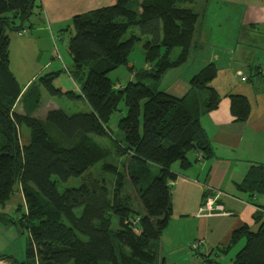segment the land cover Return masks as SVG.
<instances>
[{"label": "trees", "instance_id": "obj_1", "mask_svg": "<svg viewBox=\"0 0 264 264\" xmlns=\"http://www.w3.org/2000/svg\"><path fill=\"white\" fill-rule=\"evenodd\" d=\"M194 1L116 0L113 6L74 16L67 51L76 75L87 69L79 92L75 93L57 85L60 71L38 77L23 91L10 71V40L5 29L23 35L33 28L29 18L37 17L40 7L37 0H0V206L20 193L23 206L16 210L24 209L18 220L28 233L26 261L18 262L9 256H1L0 261L157 264L158 242L172 215L170 183L176 179L172 165L179 163L182 170L188 169L193 164L188 157L192 152L199 153L196 161L214 156L200 123L202 114L216 109L220 102L216 90L208 86L218 73L214 64L205 66L189 81L190 93L206 90L209 94L198 110H193L190 94L176 97L157 90L161 77L183 64L191 48L198 16L185 4ZM132 27L138 34L122 40ZM141 37L148 38L142 48L149 68L136 75L150 79L151 87L140 81L114 85L108 73L127 66L128 55ZM173 49L180 50L176 60L169 58ZM33 86L52 97L83 100L89 111L67 116L60 109H52L42 119L35 117L31 110L40 97L36 89L31 104L23 108L24 113L16 112L17 103L27 101ZM229 98L232 116L236 121H246L248 100L241 95ZM121 102L126 111L117 124L122 133L119 141L107 124ZM23 126L29 131L26 144L21 142ZM94 137L111 138L114 147L131 158L133 167L128 182L139 203L138 210L126 202L128 195L123 194L122 188L115 186L112 191L103 179L94 178L91 186L84 182L77 189L58 191V181L83 177L108 155ZM102 171L114 175L115 167L106 163ZM235 187L250 197L264 196V165L252 166ZM207 193L199 209L210 194L214 196V206H222L220 191ZM80 206L85 211L92 209L94 217L83 213L76 218L74 209ZM262 213L258 210L252 216L254 223L262 222L257 231L244 225L232 232L229 244L221 249L227 254L244 241L231 264H264ZM194 242L197 241L190 245Z\"/></svg>", "mask_w": 264, "mask_h": 264}, {"label": "crops", "instance_id": "obj_2", "mask_svg": "<svg viewBox=\"0 0 264 264\" xmlns=\"http://www.w3.org/2000/svg\"><path fill=\"white\" fill-rule=\"evenodd\" d=\"M208 1V16L202 31L213 44L209 63L214 64L219 73L223 67L232 70V81L228 91L220 97L218 107L200 117L214 156L196 161L199 153L192 152L188 157L193 164L188 169L182 170L178 165V169L172 171L176 174V179L170 183L172 215L158 242V257L164 256L165 264H223L220 255L226 254L221 249L229 244L232 232L244 225L257 231L262 222L254 223L252 216L258 210L264 215V196L250 197L235 187L252 166L264 165V153H260L264 151V0H236V10L227 12L222 10L226 8L212 4L214 0ZM115 2L37 0L40 8L35 23L48 39L53 38L64 28H71L74 16L113 6ZM227 17L233 18L232 27L226 23ZM215 33L221 37L213 38ZM29 40L32 38L26 39V43ZM245 68L249 70L248 78L244 76ZM36 75L22 86L23 91ZM230 95H241L248 100L250 111L246 121H236L232 116ZM17 105L15 111L24 113L23 108L17 111ZM218 191L223 194L219 202L226 214L197 215L204 194ZM193 241L201 242L197 251L202 252L199 258L188 249ZM243 244L244 241L238 244V250ZM233 257L224 264H231Z\"/></svg>", "mask_w": 264, "mask_h": 264}, {"label": "rangeland", "instance_id": "obj_3", "mask_svg": "<svg viewBox=\"0 0 264 264\" xmlns=\"http://www.w3.org/2000/svg\"><path fill=\"white\" fill-rule=\"evenodd\" d=\"M209 2L210 1L208 0H195L190 5L185 4V7H189V9L195 12L198 16L194 26L191 48L188 51L185 62L176 68L168 70L161 77L160 81L157 82V90L159 91H163L174 96H181L182 94L187 96H189V94L192 95L189 97V102L192 104L193 110L202 108L205 100H207L209 96L208 91L206 90L192 93H190L188 90V85L191 78L205 66L211 64L209 61L212 53L211 50H213V44L211 43V40H206V34L204 31H202L203 23L205 21L204 19L206 16H208L206 9L209 6ZM212 4L226 8L222 10L227 12L229 10H236L235 5L237 3L236 0H214ZM28 23L35 25L32 29L25 30L24 34L20 36L15 31L9 30L8 28L5 29V34L10 40L9 67L10 71L15 75L19 85L21 87L24 86V84L30 80L33 74L37 75L32 81H30L29 84L44 74L60 71V77L57 81V85L63 86L67 90L78 93V89L81 86V80H84L86 77L87 69L85 68L81 73L76 75L77 70L68 54L67 42L70 35L73 34L72 28H70V30H67L68 28H64L63 31L54 34L53 38L50 37L48 39L47 36L38 29L34 16L29 18ZM226 23L232 27L233 18L227 17ZM25 24L27 25V23ZM131 34H138V31L135 27L130 28L127 33L124 34L122 40H127ZM212 36L215 39H219L221 37L220 34L216 33ZM30 37L32 40H29L30 42L26 43V39ZM147 39V37H141L140 41H136L134 43V46L128 55L127 66H121L108 73V78L114 83V85L125 86L129 82L134 83L136 81L143 82L148 86L152 84L150 79H142L139 78L140 76L136 75V73H139L142 69L149 68V64L145 63L144 52L142 48L144 41ZM222 46H227V44H222ZM179 52V49H173L169 56L170 60H176ZM215 52H217V50ZM242 56L244 57V55ZM234 63H237V60ZM223 68L220 73L218 72L216 79H214L208 85L209 87H213L216 90L219 97L228 91V85L230 81H232V70L229 71L226 69V67ZM69 72L74 79L69 76ZM244 72V76L248 78L249 70L245 68ZM252 78L254 79V76ZM236 81H239V79ZM26 89L27 88H25L24 91ZM36 89L40 92V97L37 106L31 110L32 115L35 117L42 119L44 118L46 112L52 109H60L67 116H72L77 113H86L89 111L87 104L83 100H69L64 96L52 97L44 89L40 87ZM36 89L35 86L30 88V96L26 98L27 101L21 100L22 102L20 101L18 103L17 111L22 110V108H26L31 104V101L34 99ZM125 111L126 108L124 103L121 102L118 105L117 111L111 115L107 124L113 137L119 141L122 140V133L118 130L117 124L120 118L125 115ZM28 135V129L24 126L21 127V142L23 144L27 143ZM94 142L107 151L108 155H105L103 158L99 159V161L96 162V164H94L93 167H91L83 177L72 178L66 182L58 181V191L63 192L64 190H69L71 188L77 189L79 186L81 187L84 182L87 184L89 183L91 186L94 183V178L103 179L105 184L109 186L112 191L115 190V186L116 188H122L123 194L128 195V198H125L126 202L138 210L140 207L139 203L137 202L135 192L132 190L128 182V174H130V169L133 167L131 158L116 149L111 138L94 137ZM260 153H264V151H261ZM188 156H191V153H189ZM106 163L115 167L114 175L103 173L102 167ZM178 165L179 163H174L171 167V170H177ZM134 169L135 168H133V170ZM153 172L156 174L157 171L154 170ZM212 200H214V196L213 194H210L209 202ZM19 205L23 206V198L20 193H16L5 206H0V257L9 256L13 257L18 262H25L26 248L28 245V233L21 227L18 220L21 217V214L24 212L23 208H21V211L16 210ZM83 213H85L88 217H94V211L92 209L85 211L83 206L76 207L74 209L76 218H79ZM215 213L226 214L224 211L210 212L209 210H204L201 211L199 215L210 217L215 215ZM238 247L239 246L236 245L226 255H220V262L223 264L224 262H228V260L235 255ZM190 253H192V251ZM193 253H196L194 256L197 255L196 258H199L198 254L202 252L199 251L198 253L196 251ZM163 259L164 256L161 258L158 257L156 263L162 264ZM10 262L11 259L0 261L1 264H10ZM197 262L200 263L201 260L197 259Z\"/></svg>", "mask_w": 264, "mask_h": 264}, {"label": "built area", "instance_id": "obj_4", "mask_svg": "<svg viewBox=\"0 0 264 264\" xmlns=\"http://www.w3.org/2000/svg\"><path fill=\"white\" fill-rule=\"evenodd\" d=\"M242 81L245 80V78H242L241 79ZM204 210H209L210 212L212 211H216V212H220L222 211L223 212V209H222V206H214V200H212L211 202H209V199L207 200V202L198 210V215L200 214L201 211H204ZM201 246V242L197 241V242H194L192 245H190V250L192 252H196L199 250Z\"/></svg>", "mask_w": 264, "mask_h": 264}, {"label": "water", "instance_id": "obj_5", "mask_svg": "<svg viewBox=\"0 0 264 264\" xmlns=\"http://www.w3.org/2000/svg\"><path fill=\"white\" fill-rule=\"evenodd\" d=\"M0 264H1V263H0ZM162 264H165V260H164V259L162 260Z\"/></svg>", "mask_w": 264, "mask_h": 264}]
</instances>
